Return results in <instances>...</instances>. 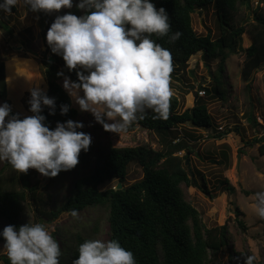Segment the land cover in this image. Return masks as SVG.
<instances>
[{
    "label": "trees",
    "instance_id": "obj_1",
    "mask_svg": "<svg viewBox=\"0 0 264 264\" xmlns=\"http://www.w3.org/2000/svg\"><path fill=\"white\" fill-rule=\"evenodd\" d=\"M79 0H73L71 9L59 12H37L42 22L41 37L46 42V33L57 15H85L84 10L75 7ZM157 9L163 7L170 19V33L164 37L153 34L150 38L172 56L170 76L178 78L179 70L184 69L189 58L201 52L205 64L218 59L217 70L212 73L210 87L204 88L205 97L197 95L194 105L180 111L181 101L173 94L167 119L158 118L152 110H146L142 119L134 121L131 126H139L154 131L160 136L161 149L152 148L149 143L132 147H113L92 139L87 152L83 150L77 166L68 171H61L60 185L47 182L39 187V179L31 173H19L7 161H0V228L8 225L21 226L37 219L52 220L60 212H76L87 207H96L102 211L108 222L109 240L116 239L122 247L133 253L137 264H212V254L224 248L228 250L229 264H245V259L232 244V236L227 223L207 227L198 209L187 199L184 186H198L195 175L198 174L203 192L210 193L205 186V176L192 168L186 160L194 152L188 140L196 142L194 133L197 128L212 126L213 117L208 109V100L214 97L226 99V84L222 78L226 60L230 55L244 52L240 66L241 77L250 82L252 75L264 67V9H251L252 19L240 17L241 7L251 8V0H151ZM264 2V0H258ZM208 13L212 10L213 27H206V33H198L193 26L194 12ZM15 11L13 7L11 13ZM4 12H0L2 14ZM3 19V14L1 15ZM0 26L7 28L5 19ZM27 30H29L27 28ZM179 32L180 38L172 41L171 35ZM246 35L250 44L243 47ZM46 53L41 60V69L47 80L48 97L54 98V114L43 106L44 123L51 129L56 124L73 120L77 110L72 106L71 98L60 85L57 73H63L77 81L76 71H69L60 55L53 54L46 42ZM52 57V60H50ZM87 74V73H85ZM177 75V76H176ZM249 87V85H248ZM187 93V91H185ZM5 65L0 61V99L6 98ZM31 98V97H30ZM67 105L68 112L61 115V106ZM29 110V109H28ZM11 111L10 115H16ZM33 115V113H32ZM20 119L22 117L18 114ZM253 123L257 121L251 115ZM185 124H190L186 127ZM258 124V123H257ZM238 130L237 127H235ZM81 131L82 129H77ZM247 145L258 144V152L264 155V136L253 137L245 141ZM185 150L184 154H179ZM223 159L229 161L226 152ZM209 160L218 164L215 158ZM137 162L142 169V177L126 183L129 163ZM86 174L74 177L80 171ZM73 177L72 187L64 195L61 204L54 199V193L64 189V180ZM116 180L114 185L103 187L107 182ZM121 188H116L117 183ZM223 190H233L225 178ZM238 212V210H237ZM238 224L243 227L242 220ZM99 219L86 231L72 235L71 244L61 249L60 264H73L78 258V247L86 240H98ZM264 235V232H263ZM4 241L0 237V243ZM0 260L10 264L7 254H0ZM254 264V263H253ZM256 264H264L258 262Z\"/></svg>",
    "mask_w": 264,
    "mask_h": 264
},
{
    "label": "clouds",
    "instance_id": "obj_2",
    "mask_svg": "<svg viewBox=\"0 0 264 264\" xmlns=\"http://www.w3.org/2000/svg\"><path fill=\"white\" fill-rule=\"evenodd\" d=\"M21 0H0V12L9 13ZM32 12L53 13L71 9L73 0H22ZM85 11L77 17L57 15L46 33L53 54L60 55L77 81L64 77L63 88L81 111L92 114L105 131L120 134L146 110L167 119L171 97L172 56L150 37L170 33V19L163 7L151 0H79ZM180 33L171 35L172 41ZM87 73V74H85ZM63 76V73H57ZM83 93L81 96L80 93ZM32 116L10 115L8 103L0 104V161L19 173L35 169L44 177L77 166L81 151L87 152L91 135L77 131L84 125L68 120L51 129L44 123L43 106L54 114L55 100L39 87L30 91ZM61 106L60 113L68 112ZM7 118V120H6ZM255 214L264 219V190L255 193ZM71 215L77 217V212ZM10 264H60L59 243L43 224L8 225L0 231ZM247 256L245 264H253ZM73 264H137L131 251L118 240H86L78 247Z\"/></svg>",
    "mask_w": 264,
    "mask_h": 264
},
{
    "label": "rangeland",
    "instance_id": "obj_3",
    "mask_svg": "<svg viewBox=\"0 0 264 264\" xmlns=\"http://www.w3.org/2000/svg\"><path fill=\"white\" fill-rule=\"evenodd\" d=\"M264 9V2L251 0V8L241 7L240 17L252 19L251 9L256 5ZM14 12L2 13L7 22V28L0 26V61L5 65L6 98L0 99V104L8 103L11 111L22 117L32 116L30 108V91L39 87L47 90V80L41 69V60L46 53V42L42 39L40 31L42 22L37 12H32L22 0L15 7ZM0 14V20L3 21ZM194 29L201 34L206 33V27H213L214 16L212 10L208 13L197 11L192 15ZM27 28L29 30H27ZM250 44L249 38L244 35L243 47ZM244 52L230 55L226 60L222 78L225 81L226 99L212 98L208 100V109L213 117L212 126L197 128L194 130L197 140L187 141L194 149L188 164L198 169L205 176V186L214 194L211 198L208 193L202 191L199 185L202 180L195 175L198 186H184L187 199L198 209L203 222L207 227L227 223L232 236V244L243 259L247 256L254 257L253 263H264V219L259 218L254 210L255 193L264 190V155L258 152V144L247 145L253 137L264 136V67H260L253 73L252 80L246 82L242 79L240 66L244 59ZM219 60H211L207 65L201 57V52L192 55L184 69L179 70L178 78L170 76V88L180 99V111L192 107L197 95L205 97L204 88L210 87L212 73L217 70ZM177 76V75H176ZM63 75L58 79L63 85ZM249 85V87H248ZM63 87V86H62ZM204 91L199 94V91ZM187 91V93L185 92ZM82 96L83 93L81 92ZM72 106L78 114L74 122H81L84 126L82 132L90 134L91 138L103 144L113 147H132L141 143H149L152 148L161 149L160 136L154 131H148L142 127L131 125L120 134L105 131L101 124L97 123L91 113L81 111L72 97ZM254 117L257 123H253L249 116ZM7 120V118H6ZM190 127V124H185ZM238 128V130L235 129ZM222 152H226L229 158L225 163ZM182 150L179 154H184ZM215 158L222 164L214 163L208 159ZM38 179L41 187L47 182H57L60 185L62 178L44 177L35 169H30ZM86 170L80 171L74 177L83 176ZM142 169L137 162L129 163L126 173V183L130 184L142 177ZM227 179L233 190H223V179ZM73 177H68L63 182L64 189L54 193V199L60 205L64 195H67L72 187ZM116 180L107 182L103 187L114 185ZM238 210V212H237ZM72 212H60L52 220L44 218L31 221V224L40 223L52 232L54 239L60 248L71 244L72 235L76 232L86 231L92 223L99 219L98 240L109 241L108 222L102 211L96 207H87L77 212V217ZM242 220L244 226L238 224ZM4 228V227H3ZM0 228V231L3 230ZM5 241L0 243V254H7L4 247ZM0 264H6L0 260ZM212 264H229L228 250L223 249L212 254Z\"/></svg>",
    "mask_w": 264,
    "mask_h": 264
},
{
    "label": "water",
    "instance_id": "obj_4",
    "mask_svg": "<svg viewBox=\"0 0 264 264\" xmlns=\"http://www.w3.org/2000/svg\"><path fill=\"white\" fill-rule=\"evenodd\" d=\"M50 60H52V57H50ZM75 82H78V81H75ZM187 162H188V160H186V163ZM116 188H121V183L120 182L117 183Z\"/></svg>",
    "mask_w": 264,
    "mask_h": 264
},
{
    "label": "built area",
    "instance_id": "obj_5",
    "mask_svg": "<svg viewBox=\"0 0 264 264\" xmlns=\"http://www.w3.org/2000/svg\"><path fill=\"white\" fill-rule=\"evenodd\" d=\"M203 92H204V91L200 90V91H199V94H202Z\"/></svg>",
    "mask_w": 264,
    "mask_h": 264
}]
</instances>
